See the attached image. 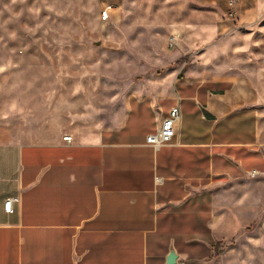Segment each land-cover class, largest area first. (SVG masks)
Segmentation results:
<instances>
[{
    "label": "crops",
    "instance_id": "obj_1",
    "mask_svg": "<svg viewBox=\"0 0 264 264\" xmlns=\"http://www.w3.org/2000/svg\"><path fill=\"white\" fill-rule=\"evenodd\" d=\"M222 49L194 52L218 73L173 67L128 96L117 126L70 142L24 141L22 114L0 107V264H210L227 228L218 188L264 173L251 86ZM173 107L174 138L148 145Z\"/></svg>",
    "mask_w": 264,
    "mask_h": 264
},
{
    "label": "rangeland",
    "instance_id": "obj_2",
    "mask_svg": "<svg viewBox=\"0 0 264 264\" xmlns=\"http://www.w3.org/2000/svg\"><path fill=\"white\" fill-rule=\"evenodd\" d=\"M215 45L251 86L264 138V0H0V107H17L27 142L114 127L128 96L158 91L173 67L218 73L197 54ZM217 202L227 228L210 264H264V173Z\"/></svg>",
    "mask_w": 264,
    "mask_h": 264
},
{
    "label": "built area",
    "instance_id": "obj_3",
    "mask_svg": "<svg viewBox=\"0 0 264 264\" xmlns=\"http://www.w3.org/2000/svg\"><path fill=\"white\" fill-rule=\"evenodd\" d=\"M101 18L107 20L109 18L108 9H105L101 13ZM180 36L177 33L171 34L169 38V47L173 48L178 45ZM179 117V108L173 107L169 114L164 118L159 130L155 133L149 134L146 137V143L154 148H159L168 144L174 138L176 134V122ZM65 141L70 142L72 137L65 135L63 137ZM256 172H252V175ZM19 201V197H11L5 201V211L10 213L12 211V205Z\"/></svg>",
    "mask_w": 264,
    "mask_h": 264
},
{
    "label": "water",
    "instance_id": "obj_4",
    "mask_svg": "<svg viewBox=\"0 0 264 264\" xmlns=\"http://www.w3.org/2000/svg\"><path fill=\"white\" fill-rule=\"evenodd\" d=\"M175 258H176V256H175L174 252H171L169 257H168V264L174 263Z\"/></svg>",
    "mask_w": 264,
    "mask_h": 264
}]
</instances>
